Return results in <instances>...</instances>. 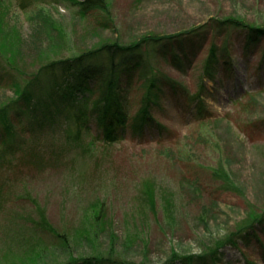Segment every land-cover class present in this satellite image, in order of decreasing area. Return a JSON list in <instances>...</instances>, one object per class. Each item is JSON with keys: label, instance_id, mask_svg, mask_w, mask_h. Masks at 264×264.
<instances>
[{"label": "rangeland", "instance_id": "1", "mask_svg": "<svg viewBox=\"0 0 264 264\" xmlns=\"http://www.w3.org/2000/svg\"><path fill=\"white\" fill-rule=\"evenodd\" d=\"M41 1L22 12V0H0V31L16 29L29 45L21 53L31 55H21L28 69L19 71L12 53L6 52L11 43L0 41V52L10 62L0 57V70L14 69L25 86V74L37 73L46 61L79 55L99 40L125 45L141 41V55L152 56V67L161 69L152 113L165 129L149 125L136 137L127 130L114 146L89 145V136L71 144L62 137L60 118L36 130L42 143H48L42 149L45 156L40 153L42 157L31 162L26 155L16 161L25 155L24 139L33 129L31 115L13 116L17 137L0 166V198L7 200H0V264L23 255L16 264L66 263L70 255H99L116 264H171L173 254L199 256L240 225L256 223L264 213V42L250 50L243 45L249 26L264 25V0H111L110 11L94 20L80 18L69 0H44L45 5ZM47 15L64 26L66 35L60 48L49 52L46 46L48 52L38 58V46L46 37L37 26ZM103 18L116 25L98 27L97 20ZM231 19L234 24L215 23ZM196 28L205 34L192 33ZM153 35L158 38L143 40ZM224 47H229V57L220 60L214 76L205 77L211 51ZM173 54L183 57L184 71L172 65ZM46 79L43 85L54 81ZM150 80L148 72L139 70L123 77L120 103L126 114L140 113ZM178 82L187 87L188 97L204 100L208 119L199 118L197 103L188 104L174 92L171 85L181 89ZM46 93L37 88L35 103ZM16 97L13 88H0V104ZM48 110L38 117L51 120ZM3 133L0 126V137ZM4 147L0 140V149ZM148 191L155 195V208L145 198ZM98 209L106 216L102 231L95 234L92 223ZM41 215L61 240L54 237L51 244L52 237L38 231L44 240L24 253L21 238L32 233L13 222L24 218L31 225ZM257 229L259 242L253 237L249 243L239 240L238 247L227 246L219 264H264V225ZM86 231L93 232L88 239Z\"/></svg>", "mask_w": 264, "mask_h": 264}, {"label": "trees", "instance_id": "2", "mask_svg": "<svg viewBox=\"0 0 264 264\" xmlns=\"http://www.w3.org/2000/svg\"><path fill=\"white\" fill-rule=\"evenodd\" d=\"M36 1L37 0H22V12H27L30 6H38V4L35 5ZM69 1L72 6H75L78 9V16L86 20L100 18L103 16L102 14H104V12H109L111 7V0ZM41 2L42 5L46 4L44 0ZM32 9H36V7H33ZM47 16L48 17L45 19L40 18L39 25L37 26L39 32L43 33L42 36L46 37V40L42 39V43L38 46V58H43L48 52L47 49H45L46 46L49 48V52H51L53 48H60L64 44L62 40L65 39L66 35L64 32V26H62L57 20L51 19L50 15ZM40 17L42 16L40 15ZM232 21L234 20L231 19V21L227 20L226 22L217 21L215 23L222 26V24H234ZM113 24L116 25L113 23L112 19L103 18L97 20L98 27H112ZM236 24H238V22H236ZM262 24L263 23H261L260 26H251V28L249 26V29L245 30V43L243 45L245 49L250 50L253 48L254 44L264 42V25ZM1 28L2 26L0 25V29ZM200 29L201 28L193 29L192 33L198 35L205 34L204 31H199ZM10 30H14V32H10ZM48 38L51 43H48ZM152 38L153 40L151 41H154L156 38H158V36L153 35L151 37H145L143 40L148 41ZM7 40L11 43L10 47L6 48V52L10 51L12 53V58L10 57V59L13 60L16 66L19 67V71H26V69H28V65H26L27 63L20 60H23L21 55L31 58L29 53H21L23 50L27 52V49H29L27 39H23L16 29L0 31V41L4 42ZM101 41L102 40H99L95 44ZM157 41L153 43L156 44ZM95 44L93 46L94 48L96 47ZM140 44L141 41H137L132 45H125L124 42L120 40L111 43L101 42L100 47L95 49L91 47L87 50H80V53H82L79 55L71 57L65 56L66 58H61L54 61H46L37 73L25 74L27 80L25 86H23L22 83L16 79L19 75L14 69L11 71L0 70V88L9 86L14 89L15 94L17 95V97L12 99L10 102H4L0 104V126L5 130V135L3 133L0 137L1 144H5V147L0 149V166L3 162L7 161L8 154L11 151L8 149L13 148L12 144H14V138L17 137L13 131L15 126L12 120L13 116L24 118L31 115L32 121L30 122L29 128L33 129L31 135L29 134L28 138L24 139V148H26L25 155L22 154L20 157H17L16 161L24 160L26 155L29 157L31 162L36 160L34 158H41L42 156L40 153L44 155L42 149L48 143H42V137L36 130L55 124V122L60 118L62 119V137L64 136L66 139L70 138L71 144L75 142H84V137L88 138L89 136L90 139H88L91 141L89 145H94V143H96L102 146H114L125 139L124 137L126 136L125 134L127 130H131L132 137H136L139 134L142 135V133L145 132V128L149 125L153 127L157 126L160 131H164L165 126L160 125L152 113V106L155 105L154 103L157 97L155 90L158 86V80L161 78L158 76V74L161 72V69L158 70L152 67V56L144 57L141 55ZM44 49L46 52H44ZM128 52L131 54L130 57L126 59L122 58L123 54ZM229 54V47H224V49L220 51H218L217 48L213 49L208 61L206 62L203 72L204 76H214L213 74H215L216 67L218 66L220 60L227 59ZM0 57L6 62L7 65H10V62L5 59L4 52H0ZM171 63L181 71L185 70V68L182 66V56L173 54ZM226 68L227 70H230V67L227 63ZM138 70L140 72H148L151 75V80L149 82V92L148 97L145 100L144 107L140 113L135 116H131L126 114L125 109L120 103V100L123 98L121 97V94H123L122 79L125 75L127 77L131 76ZM47 77H49V79L54 78V81L47 82L46 85H43L42 82L44 81V78L47 80ZM163 79L166 80V78ZM171 86L174 92H179V98L185 100L186 103L198 104L196 111L199 113L200 119L209 118V114L206 112L205 103L202 98H199L198 96L188 97V89L186 86L184 87L180 85L181 89L176 85ZM37 88L41 89V91L44 93L47 91L45 94L47 96H45L43 101H39L40 103H35V94ZM201 89L203 91L205 90L204 84L202 85ZM98 91H100L99 95L95 99L91 100L93 95H95ZM43 108L46 110L49 109L48 112L52 115L51 120L45 121L38 117L39 114L45 113ZM64 123L66 125H63ZM57 131L58 130H56V132ZM30 140H32V142ZM50 158L54 159L53 157ZM150 191L154 190L150 189ZM1 194L2 192L0 191V196ZM145 195V198L151 204V207H154L157 204L155 195L151 194L149 191L146 192ZM28 197L29 199H32L31 196ZM0 200L7 202L4 197L0 198ZM34 205L36 209L37 206L36 204ZM171 215H173V213H170V216ZM93 216L94 222L92 223V228L95 230V234H100L103 228L101 224L102 221H104L103 218L106 215L103 213L102 209H98ZM255 220L256 223L253 222L254 224L251 223L247 226L240 225L238 231L231 233L225 239L219 240L217 245L209 252L202 253L196 257H180L177 254H173L169 262L171 264H175L178 261H183L187 264H195V262L199 260V264H219L222 259L221 250L227 246L238 247L239 240H244L246 243H249L253 240V237L258 238L259 242L260 237L256 236L259 235V229H257V227L259 225H264V213L259 215V217ZM27 221H29V219H27ZM27 221L24 218H20L13 222V226L19 227L20 225L23 230L31 231L32 233L30 237L21 238V244H25L22 252L25 253L26 250L37 248V246L40 245V241L44 240L42 237L38 236V231H41L42 234H49L52 237V240L45 241L51 242V244L54 240V237L58 238L57 240H61L60 233L55 230V227L52 226L46 216L41 215L38 220H32L31 225H29ZM23 222L26 224H21ZM10 224L11 222H9V227L11 226ZM92 235L93 232L86 231L84 238L88 239ZM23 256H16L13 260H10L4 264H16L21 261L20 258ZM195 258L197 259L196 261H194ZM200 261L202 263H200ZM116 263L117 262L106 260L103 256L100 257L99 255L86 258H75L70 255L68 262L54 264Z\"/></svg>", "mask_w": 264, "mask_h": 264}]
</instances>
